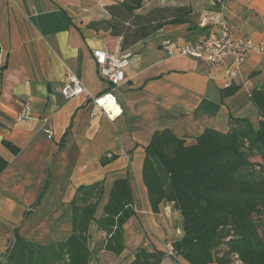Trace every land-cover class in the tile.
<instances>
[{"label": "crops", "instance_id": "0c3cea01", "mask_svg": "<svg viewBox=\"0 0 264 264\" xmlns=\"http://www.w3.org/2000/svg\"><path fill=\"white\" fill-rule=\"evenodd\" d=\"M124 1L0 0V158L7 163L0 174V259L16 235L40 245L66 240L77 189L103 184L100 216L114 182L122 178L130 181L135 210L124 227L126 250L118 257L103 251L90 264H130L139 248L165 253L182 239L183 217L171 203L163 204L160 214L152 212L142 170L153 134L170 129L193 143L206 129L228 132L234 119L258 126L250 95L264 88V55H249L232 88L224 89L223 66L168 57L162 44L187 45L212 36L199 24L205 9L222 11L236 37L262 43L264 0H225L220 6L215 0H144L137 14L157 10L168 17L184 8L191 13L186 22L128 40L126 48L108 25L113 22L108 8ZM95 49L134 55L120 87L99 76ZM71 74L87 94L66 100L56 88ZM109 91L119 111L113 118L92 99ZM25 106L30 119L19 123ZM92 228L93 247L105 234Z\"/></svg>", "mask_w": 264, "mask_h": 264}, {"label": "trees", "instance_id": "16d2710c", "mask_svg": "<svg viewBox=\"0 0 264 264\" xmlns=\"http://www.w3.org/2000/svg\"><path fill=\"white\" fill-rule=\"evenodd\" d=\"M225 0H215L218 6ZM144 0H126L109 7L113 35L136 42L168 24L186 22L189 9L166 17L160 11L136 12ZM117 21V22H115ZM100 24H95L98 26ZM251 101L258 126L234 119L226 133L206 129L193 143L172 130L156 131L145 149L142 177L152 212L174 204L183 217L181 240L172 247L185 264H264V88ZM12 152L16 150L5 143ZM7 166L0 158V174ZM102 183L77 189L72 205L71 233L66 240L40 245L16 235L6 264H90L105 251L121 256L126 250L124 227L134 216L129 179L114 182L102 214ZM105 234L92 248L91 228ZM130 264H160L165 253L139 248Z\"/></svg>", "mask_w": 264, "mask_h": 264}, {"label": "built area", "instance_id": "2783aa9c", "mask_svg": "<svg viewBox=\"0 0 264 264\" xmlns=\"http://www.w3.org/2000/svg\"><path fill=\"white\" fill-rule=\"evenodd\" d=\"M199 24L203 29L213 31L212 36L204 37L196 42L181 45L172 40L162 44V50L168 57L185 56L205 60L212 68L224 67L227 82L224 89L232 88L235 80L241 75V69L246 58L251 55H264V42L256 43L250 38H238L229 26L222 11L205 9L199 15ZM94 58L99 66V76L118 88L125 82V69L133 60L134 55L126 52L120 56L103 49H95ZM56 92L66 100H71L87 94V89L81 80L71 74L66 82L56 88ZM94 104L108 117H116L117 99L112 91L92 98ZM30 119L29 107L25 106L17 117L22 123ZM48 134L52 136L49 131ZM182 260L172 246H168L160 264H178Z\"/></svg>", "mask_w": 264, "mask_h": 264}, {"label": "rangeland", "instance_id": "374dc122", "mask_svg": "<svg viewBox=\"0 0 264 264\" xmlns=\"http://www.w3.org/2000/svg\"><path fill=\"white\" fill-rule=\"evenodd\" d=\"M98 212L99 211H97V216H98ZM93 229V228H92ZM68 235V232H66V234H64V235H62V236H60L59 237V239H57V240H61V239H65L66 238V236ZM104 237V236H103ZM46 242H50V244L52 243V242H54V241H46ZM59 242V241H58ZM48 245V244H47ZM90 246H91V248H92V245H91V243H90ZM168 247V246H167ZM166 247V248H167ZM94 260V259H93ZM92 260V261H93ZM7 262H6V258H4L3 260H1L0 261V264H6ZM178 264H185V262L183 261V260H179V262H178Z\"/></svg>", "mask_w": 264, "mask_h": 264}, {"label": "bare ground", "instance_id": "6f19581e", "mask_svg": "<svg viewBox=\"0 0 264 264\" xmlns=\"http://www.w3.org/2000/svg\"><path fill=\"white\" fill-rule=\"evenodd\" d=\"M118 113H119V111L117 110V111L115 112V115H114V116H116Z\"/></svg>", "mask_w": 264, "mask_h": 264}]
</instances>
